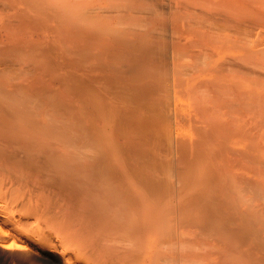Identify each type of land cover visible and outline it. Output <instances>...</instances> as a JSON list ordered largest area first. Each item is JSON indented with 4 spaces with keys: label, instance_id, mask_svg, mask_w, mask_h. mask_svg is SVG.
I'll use <instances>...</instances> for the list:
<instances>
[{
    "label": "bare ground",
    "instance_id": "obj_1",
    "mask_svg": "<svg viewBox=\"0 0 264 264\" xmlns=\"http://www.w3.org/2000/svg\"><path fill=\"white\" fill-rule=\"evenodd\" d=\"M228 188L264 196V0H0V264H176Z\"/></svg>",
    "mask_w": 264,
    "mask_h": 264
},
{
    "label": "rangeland",
    "instance_id": "obj_2",
    "mask_svg": "<svg viewBox=\"0 0 264 264\" xmlns=\"http://www.w3.org/2000/svg\"><path fill=\"white\" fill-rule=\"evenodd\" d=\"M222 192L223 191H221V194H222ZM213 193V192H212ZM216 193V194H215ZM215 193H213L214 195V197H216L217 198V196L216 195H220L219 193L220 192H215ZM228 194V196H227V194ZM238 191L237 190H235V189H229L228 188V191H226L225 193H223L222 194V196H218V200H220V202L222 203H224V205H222V204H218V203H216L217 201V199H215V200H213V202L211 201L210 203H206V201H203L202 202V200H199L197 203V205L195 204L194 206L195 207H204V208H206V207H208V205H210V208H208V211L210 212V213H205V214H207V216L210 218L211 217V219H209V220H211L210 222H209V220H208V217H206V215L204 216V218H203V220H202V222H203V224L205 225L206 223V225L204 226H198L199 227V229L196 227L195 228V225H192L193 227H191V225L190 226H188V228L186 229V228H184V231L186 230V233H187V231H188V233H190L189 234V236L191 237H189L188 235H187V237L186 238H188L187 240L188 241H192V244H193V241H196L195 239H197V241H196V243L197 244H194V246L191 244V243H188V241L186 240V238L185 237H183L184 238V240H179V241H177L176 242V244L178 243V242H180V243H182V241H183V243L185 242V243H188L186 246H190V244H191V247H188V250H187V248L186 247H184V245L185 244H183V245H180L179 246V244L180 243H178V245H176V250H178V251H176V252H180L181 254H182V256H186V254L185 255H183V253H191L192 252V255H194V257L197 255V257H193V256H191V254L189 255L188 254V256L187 257H193L192 258V260H191V258H190V260H189V258H187L186 257V259H185V257L183 258L182 256H181V254L179 253V255H178V253H176L177 255H178V260H177V262H176V264L178 263V264H264V240H263V238H264V216H263V214L261 213V210H263L264 211V206H263V204H264V196L262 195V194H260L259 193V195L258 196H256V197H258L259 199H257V198H255V199H257V200H254V202L253 201H251L252 203H253V205H254V207H256L258 204L259 205H261V206H257L258 208H256V210L257 209H259L260 210V215H258V212L259 211H256L255 209H254V211H253V213L255 214V213H257V215L258 216H260V218L257 216L256 218L258 219V221H257V219H256V222H255V219H254V217L256 216H253L254 214H251V210H252V208H253V205L251 204V202H249V203H247V197L244 195V198H245V200H243L244 198L243 197H239L238 198ZM245 194H246V192H245ZM212 195V194H211ZM225 195H226V197H225ZM262 196V197H261ZM212 197V196H211ZM220 197V198H219ZM235 197V198H234ZM227 198L229 199V200H227ZM243 198V199H242ZM261 198V199H260ZM212 199H214V198H212ZM254 199V198H253ZM235 200V201H234ZM238 200V201H237ZM239 200H243L242 201V204H241V201L239 202ZM249 201H250V198L248 199ZM261 200V201H260ZM232 201V202H231ZM244 201H245V203H247L245 206H244ZM258 201V204L256 205V203L255 202H257ZM199 202H201V205H200V203ZM214 202L217 204V205H219V206H217L216 204H214ZM219 202V203H220ZM236 202V203H235ZM203 203V204H202ZM213 203V204H212ZM235 204H236V208L234 207L235 206ZM216 205V206H215ZM227 205V206H226ZM228 205H229V207H228ZM215 206V207H214ZM231 206V207H230ZM232 206H233V209H232ZM240 206V207H239ZM248 206V207H247ZM228 207V208H227ZM249 207H251V208H249ZM222 210L223 211V214H225V215H223V214H219V212H218V210ZM232 209V210H231ZM236 210V211H235ZM244 210V211H243ZM246 210H247V212H246ZM206 211H207V209H206ZM222 211H220V212H222ZM229 211V212H228ZM233 211V213L231 214V216L230 215H227V214H230L231 212ZM235 212V213H234ZM240 214H242L243 213V215H240ZM245 212V213H244ZM247 213V214H246ZM249 214V215H248ZM261 214H262V219H261ZM211 215V216H210ZM239 215H240V217H239ZM248 217H246V216ZM239 217V218H236V217ZM243 216V217H242ZM222 217V218H221ZM223 217H225V219L223 218ZM226 217H227V220L228 219H230V217H231V221L230 220H228V221H226ZM215 218H216V220H215ZM234 218V219H233ZM232 219H233V221L234 222H236L235 223V225H237L236 227H235V229L237 230L238 228H240V226H241V228H242V230H241V228H240V230L238 231H235V229L233 228L235 225L234 224H232L233 222H232ZM235 219H238V220H236L235 221ZM240 219H241V221H240ZM259 219H261V220H259ZM208 220V221H207ZM215 220V221H214ZM219 220V221H218ZM225 221L227 224L226 225H224L225 227L222 229L220 226H221V224L223 223V221ZM244 220V221H243ZM251 221V223H250V221ZM254 220V221H253ZM238 221V222H237ZM263 221V222H262ZM205 222V223H204ZM225 222H224V224H225ZM229 222H231L230 224H229ZM248 222V223H247ZM254 222V223H253ZM239 223H241V225L239 224ZM244 223V224H243ZM250 223V224H249ZM252 223L253 224H256V225H254V228H253V226H251L252 225ZM202 224V223H201ZM200 224V225H201ZM239 224V225H238ZM210 225V226H209ZM234 225V226H233ZM243 225V226H242ZM245 225V226H244ZM208 226L209 227H211V229H209L208 228ZM222 226H223V224H222ZM226 226H228L229 227V229L227 230V228H226ZM248 227V229H247V227ZM251 226V227H250ZM255 226H256V230H254L255 229ZM203 227H204V231H203ZM218 227V228H217ZM243 227H244V229H243ZM183 228V227H182ZM193 228V229H192ZM200 228H202L201 230H200ZM216 228V229H215ZM226 228V229H225ZM253 228V229H252ZM232 229H233V231H235V233H233V231H232ZM245 229H247V230H245ZM193 231L194 232V234H191V233H193V232H191V231ZM209 230H211V231H209ZM215 230H218L219 231V233L220 232H222V234H219L218 233V231H215ZM225 230H226V232H225ZM190 231V232H189ZM200 231H202L203 232V234L205 233L206 234V232H207V235H205V236H203V234H201V232ZM229 231V232H228ZM230 231H231V233H230ZM244 231V232H243ZM247 231H249V232H247ZM253 231H254V233H253ZM237 232V233H236ZM241 232H242V234H244V235H241ZM257 232V233H256ZM187 233V234H188ZM218 233V234H217ZM249 233V234H248ZM236 234V235H235ZM240 234V235H239ZM246 234H247V236H246ZM191 235H193V236H191ZM202 235V236H201ZM251 235H253V236H251ZM245 236V237H244ZM257 237L256 238V240L255 241H252L253 240V238L255 239V237ZM202 237V238H201ZM241 237H244V239L243 238H241ZM248 237H250V238H248ZM259 237V238H258ZM261 237H262V240H263V242H262V240H261ZM180 238H181V236H180ZM195 238V239H194ZM247 238V239H246ZM192 239V240H191ZM186 240V241H185ZM204 240V241H203ZM258 240H259V242H258ZM205 241H207V242H205ZM254 242V243H253ZM201 243V244H200ZM256 243V244H255ZM259 244V245H258ZM178 246V247H177ZM181 246H183V249L185 250H182V252H181ZM179 248V249H178ZM190 248V249H189ZM190 250V251H189ZM187 251V252H186ZM189 251V252H188ZM176 255V256H177ZM181 256V257H180ZM184 261V260H186V261H184V263L182 262V261H179V260H181V259ZM189 260V262H188V260Z\"/></svg>",
    "mask_w": 264,
    "mask_h": 264
}]
</instances>
